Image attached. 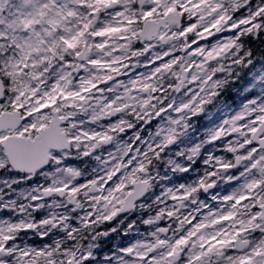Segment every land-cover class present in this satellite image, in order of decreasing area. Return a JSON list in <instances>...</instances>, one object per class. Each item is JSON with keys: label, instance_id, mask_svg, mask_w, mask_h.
<instances>
[{"label": "clouds", "instance_id": "9594fccd", "mask_svg": "<svg viewBox=\"0 0 264 264\" xmlns=\"http://www.w3.org/2000/svg\"><path fill=\"white\" fill-rule=\"evenodd\" d=\"M215 4L221 5L215 12L203 5L194 15L185 12L163 41L131 32L87 37L93 45L108 40L89 58L109 67L82 59L65 68L69 54L42 80L29 81L35 95L18 101L14 86L4 85L0 119L14 113L15 126L0 135L27 129L20 142L58 146L39 159H14L6 149L12 141L0 144V264H190L201 251L200 236L235 233L241 220L253 226L210 256L211 264H234L264 241V12L255 15L264 0ZM73 7L88 18V8ZM139 7L129 0L125 9L121 0L92 17L93 30ZM17 10L18 0H0V20ZM220 15L226 18L217 25ZM69 20L75 27L76 18ZM61 68L69 73L60 81L66 91L89 81L97 87L83 100L61 96L40 107ZM188 172L191 179H176ZM256 180L262 183L248 189ZM245 194L251 199L233 208ZM230 211L237 216L213 223ZM196 224L205 227L177 245Z\"/></svg>", "mask_w": 264, "mask_h": 264}, {"label": "snow or ice", "instance_id": "6c2138e0", "mask_svg": "<svg viewBox=\"0 0 264 264\" xmlns=\"http://www.w3.org/2000/svg\"><path fill=\"white\" fill-rule=\"evenodd\" d=\"M128 2L129 0H124L125 9H127ZM133 2L138 3L140 6L136 13L127 15L125 12H119L117 15L122 16L123 21L104 23L103 26L93 30L95 21L92 17L101 13L103 9L120 4L121 0H64L63 3H59L58 0H52L51 3L45 2V0H23L21 9H18L12 19L8 21L0 20V95L7 90L4 87L5 84L14 86L12 90L18 93L16 96L18 101L29 92L35 95L37 90L29 86V81L42 80L49 72L50 65H53L56 61L63 62L69 54L71 58L65 68L79 67L71 61L82 59H87L89 63L100 67H109L110 65L102 59L89 58L93 47L104 49L108 45V40L105 39L103 42L93 45L87 39L89 36L113 37L120 33L131 32L132 37L140 36L144 39L163 41L171 38L168 35L169 30L179 23L180 17L185 12L194 15L193 8L200 10L202 5L212 12L221 8L220 4H215L213 7V0H200L199 3L195 4L193 0H133ZM226 2H230V0H226ZM146 3L151 5L147 10H145ZM73 5L88 8V18L85 19L80 16ZM189 5H192V7H189ZM24 8L29 10L25 12L22 10ZM261 12H264V8L259 9L255 15L258 16ZM70 17L76 18L75 27L71 26ZM225 18L224 15H220L215 24L218 25ZM140 23L143 25L141 31H133L132 26ZM241 23L247 24L249 21L243 20ZM234 27L237 26L234 25ZM195 28L196 25L192 24L181 35L191 32ZM172 35L174 36L175 33H172ZM121 39H128V37L122 36ZM9 52H11V55H9ZM115 70L113 69V71ZM159 70L157 68V71ZM68 76L69 73L61 68L57 76L58 82L53 85L52 91L45 92L44 95L47 97V101L41 104L40 107L46 108L49 104L54 105L61 96L65 99L78 98L83 100L85 97L82 93L89 92L97 87L96 84L89 81L86 82L89 86L83 87L79 91H66L68 84L64 83L62 85L60 81H66ZM105 79H110V77H105ZM16 106L13 105V107ZM37 110L33 109V111ZM6 115L10 119L7 122L0 119V129L5 128L6 125L9 128L15 126V114L6 113ZM31 127L35 129L37 125L32 124ZM40 127L42 130L45 126L41 125ZM26 132L27 129H24L15 136L0 135V144L12 141V143L6 144V149L14 159L17 156L39 159L46 155L50 147L55 145L54 140L40 141L38 139L27 143L20 142V138H23ZM224 167L229 166L224 165ZM261 183L260 180H256L247 184V188L255 189ZM225 199L231 200L232 197H225ZM249 199H251V196L248 194L240 195L236 198L232 207L236 208ZM261 207H264V204ZM236 216L237 212L230 211L218 217L213 223L229 221ZM239 223L242 227L235 233L217 231L214 235L200 236L199 239L202 241L200 244L201 251L192 257L190 264H211L208 259L210 256L213 254L221 255L226 246L237 241L242 232L253 226L252 220H249L247 224L243 220ZM203 227H205L204 224H196L195 231L189 233V236L178 240L177 245L187 244L190 237L195 236ZM234 264H264V241L253 247L249 254L237 257Z\"/></svg>", "mask_w": 264, "mask_h": 264}, {"label": "flooded vegetation", "instance_id": "af4514ba", "mask_svg": "<svg viewBox=\"0 0 264 264\" xmlns=\"http://www.w3.org/2000/svg\"><path fill=\"white\" fill-rule=\"evenodd\" d=\"M201 165L199 164V162L197 163V165L195 167H200ZM192 178V173L188 172V173H184L182 176L176 177L177 180L183 181V180H187V179H191ZM218 189H216L217 191ZM109 246H111V244L109 243Z\"/></svg>", "mask_w": 264, "mask_h": 264}, {"label": "rangeland", "instance_id": "374dc122", "mask_svg": "<svg viewBox=\"0 0 264 264\" xmlns=\"http://www.w3.org/2000/svg\"><path fill=\"white\" fill-rule=\"evenodd\" d=\"M22 3H23V0H18V9H21V5H22ZM22 10L25 11V12H27L29 9L24 8V9H22ZM17 12H18V10H17ZM17 12H16V13H17ZM202 126H206V125H203V122H202ZM217 191H219V189H218ZM224 191L227 192V191H228V188L226 187V188L224 189Z\"/></svg>", "mask_w": 264, "mask_h": 264}]
</instances>
